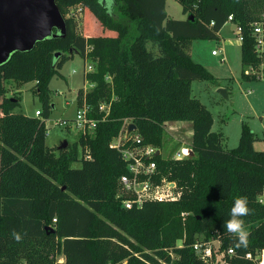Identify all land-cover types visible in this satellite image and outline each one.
Wrapping results in <instances>:
<instances>
[{"label": "trees", "instance_id": "1", "mask_svg": "<svg viewBox=\"0 0 264 264\" xmlns=\"http://www.w3.org/2000/svg\"><path fill=\"white\" fill-rule=\"evenodd\" d=\"M112 1L109 11L99 0H57L65 36L37 42L0 66V264H211L192 249L199 236L218 240L224 264H259L264 152L254 148L259 139L246 124L231 150L224 148L220 132L211 131V115L191 97L190 86L213 78L192 62L190 48L192 41L217 39L231 16L242 31V73L256 66L249 25L264 21V0H175L182 20L168 18L166 0ZM78 8L84 19L90 16L85 27L92 28L85 31L90 36L78 32L71 13ZM96 26L102 35H93ZM74 54L93 65L84 74L93 87L77 91L76 105L86 107L88 119L96 123L91 134L55 153L46 145L49 84L61 77ZM10 81L34 83L42 106L39 117L14 112L20 98L2 96L1 89ZM102 104L109 106L106 116L99 110ZM125 120L135 125L140 145L159 150L166 124H191L192 156L153 158L156 180L176 184V201L122 207L116 196L126 165L109 145ZM86 151L89 159L82 157ZM77 162L80 166L73 167ZM239 197H247L250 214L242 217L247 246L238 248L237 237L223 225ZM182 213L189 214L185 223Z\"/></svg>", "mask_w": 264, "mask_h": 264}, {"label": "rangeland", "instance_id": "2", "mask_svg": "<svg viewBox=\"0 0 264 264\" xmlns=\"http://www.w3.org/2000/svg\"><path fill=\"white\" fill-rule=\"evenodd\" d=\"M99 2L109 11L112 9L113 1L111 5H109V0H99ZM165 11L169 19L182 20L185 18L182 15L180 4L175 0H166ZM71 13L75 15L78 32L82 35H92L86 33V30H92L90 26L85 30L89 22V14H85L84 19L79 8L72 10ZM92 32L94 36H100L103 33L97 26ZM240 47L229 23L222 27L215 40L192 41L190 48L192 62L203 67L213 80L193 81L190 86L191 97L198 100L210 113L211 131L222 134L225 149L231 150L238 146L241 126L246 124L254 136L259 139L254 143V148L262 150L264 148V81L243 78ZM212 52H216V55H212ZM91 65L90 61H84L79 55L74 54L60 70L61 77H54L50 81V101L51 105H54H52L49 118L45 121L46 145L55 153L62 142L66 141L72 145L81 135V132L75 129L70 122L75 118L78 109L77 91L90 89L89 83L84 81V74ZM33 86L34 83L21 86L12 81L3 83L1 85L2 96L17 95L20 98V106L14 112L34 117V112L42 110V106L34 93ZM219 90H224L227 97L224 98ZM64 120L69 122L67 127L58 126V122ZM163 130L164 142L160 150L161 157L170 159L182 148L190 147V126L184 127L170 123L166 124ZM72 166L78 168L80 163H74ZM188 215V213L180 215L183 223ZM203 238L199 236L196 240H204ZM208 241L214 249V264H223L224 253L220 250V243L213 237H210ZM180 244L177 242L178 246ZM263 254L264 251L258 256L259 264H264Z\"/></svg>", "mask_w": 264, "mask_h": 264}, {"label": "built area", "instance_id": "3", "mask_svg": "<svg viewBox=\"0 0 264 264\" xmlns=\"http://www.w3.org/2000/svg\"><path fill=\"white\" fill-rule=\"evenodd\" d=\"M232 17L229 16L227 23L235 25L233 30L237 41L240 45L243 42L242 31L238 25L231 22ZM212 25V23H211ZM249 36L252 40L253 53L258 60L256 66H248L244 69V74L254 80L264 81V21H254L249 25ZM216 55V52H212ZM93 71L91 65L85 73ZM91 89L93 85L89 84ZM99 110L108 115L109 106L100 105ZM88 109L83 107L76 110L75 118L70 122L75 129L81 132V135L91 134L95 128V121L88 119ZM40 111L34 112V117H39ZM68 121H59L58 126L67 127ZM132 124L130 121L125 120L124 124L118 134L110 143L111 149L117 150L122 160L126 165L127 174L119 178L120 190L117 198L121 199V205L125 209L140 208L147 202L167 203L174 202L178 199L179 193L177 186L174 182L168 181L165 178H159L158 171L153 158L160 155V150L152 146L140 145L141 139L136 135V129L128 132V126ZM264 152V148L261 150ZM190 148L179 150L175 153L174 157L170 159L182 160L189 157ZM158 153V155H156ZM161 156V155H160ZM83 159H89L90 156L87 151L83 154ZM163 158V157H162ZM165 159V158H164ZM261 203H264V193L259 198ZM192 249L197 257L203 262H210L214 264V249L209 241L196 240L192 245ZM228 255L233 254L232 250L227 251ZM247 258H251L248 254ZM259 259L258 257H256ZM260 262V260H259ZM224 264V263H223Z\"/></svg>", "mask_w": 264, "mask_h": 264}, {"label": "water", "instance_id": "4", "mask_svg": "<svg viewBox=\"0 0 264 264\" xmlns=\"http://www.w3.org/2000/svg\"><path fill=\"white\" fill-rule=\"evenodd\" d=\"M56 1L0 0V66L16 52L31 51L37 42L65 36V21ZM232 29H235V25ZM69 54H72L71 50ZM219 93L227 97L224 90H219ZM135 129L134 124L128 126V132ZM66 146L67 142L64 141L57 150ZM192 155L190 151L189 156Z\"/></svg>", "mask_w": 264, "mask_h": 264}, {"label": "clouds", "instance_id": "5", "mask_svg": "<svg viewBox=\"0 0 264 264\" xmlns=\"http://www.w3.org/2000/svg\"><path fill=\"white\" fill-rule=\"evenodd\" d=\"M112 0H109V5H111ZM250 214V209L248 208L247 197H239L235 199L233 207L231 208L230 218L224 222L223 227L227 232L235 237H237L236 247L247 246L249 233L245 228V221L242 217ZM15 239L19 241L21 237L15 234Z\"/></svg>", "mask_w": 264, "mask_h": 264}, {"label": "crops", "instance_id": "6", "mask_svg": "<svg viewBox=\"0 0 264 264\" xmlns=\"http://www.w3.org/2000/svg\"><path fill=\"white\" fill-rule=\"evenodd\" d=\"M230 29L233 31L234 29H232V25H230ZM233 33H234V31H233ZM236 36V35H235ZM73 57V56H72ZM72 57H70V58H72ZM52 105H54V104H52ZM53 107V106H52ZM174 124H179V125H183L184 127H186V126H190V129H191V124L190 123H186V122H175ZM188 124H190V125H188ZM190 133H191V135H192V132H191V130H190Z\"/></svg>", "mask_w": 264, "mask_h": 264}, {"label": "bare ground", "instance_id": "7", "mask_svg": "<svg viewBox=\"0 0 264 264\" xmlns=\"http://www.w3.org/2000/svg\"><path fill=\"white\" fill-rule=\"evenodd\" d=\"M263 263H264V254H263Z\"/></svg>", "mask_w": 264, "mask_h": 264}]
</instances>
